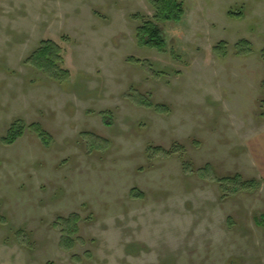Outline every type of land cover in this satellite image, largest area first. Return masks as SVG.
Segmentation results:
<instances>
[{
    "label": "rangeland",
    "instance_id": "rangeland-1",
    "mask_svg": "<svg viewBox=\"0 0 264 264\" xmlns=\"http://www.w3.org/2000/svg\"><path fill=\"white\" fill-rule=\"evenodd\" d=\"M152 1L0 0V264H264V0Z\"/></svg>",
    "mask_w": 264,
    "mask_h": 264
},
{
    "label": "trees",
    "instance_id": "trees-1",
    "mask_svg": "<svg viewBox=\"0 0 264 264\" xmlns=\"http://www.w3.org/2000/svg\"><path fill=\"white\" fill-rule=\"evenodd\" d=\"M152 4L156 11L157 21H162L164 23L169 21L178 22L182 19L184 5L180 0H153ZM137 40L140 46L156 49L160 52H163L166 47V40L162 30L152 21H143V24L137 29ZM242 43L249 44L248 42ZM40 45L41 48L30 57L29 63H33L50 79L60 83H67L70 78V72L62 66L64 62L62 48L51 40L43 41ZM248 49L251 48L248 46ZM149 106H151V104ZM32 127L42 142L47 144L48 141H50L48 134L43 128L37 125ZM24 133V125L17 122L13 124L4 142L8 145L14 144L19 138L23 137ZM152 150L158 153H167L168 155L170 153L161 148H154ZM227 181L234 182L229 178L220 180L221 183ZM246 184L248 183H243V185Z\"/></svg>",
    "mask_w": 264,
    "mask_h": 264
}]
</instances>
